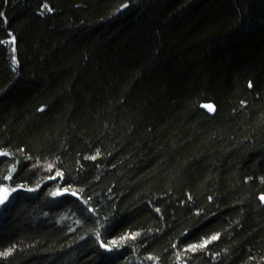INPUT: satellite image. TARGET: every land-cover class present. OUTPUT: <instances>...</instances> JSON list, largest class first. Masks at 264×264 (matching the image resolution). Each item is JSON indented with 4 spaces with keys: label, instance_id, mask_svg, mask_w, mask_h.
<instances>
[{
    "label": "trees",
    "instance_id": "16d2710c",
    "mask_svg": "<svg viewBox=\"0 0 264 264\" xmlns=\"http://www.w3.org/2000/svg\"><path fill=\"white\" fill-rule=\"evenodd\" d=\"M0 13V264H264V0Z\"/></svg>",
    "mask_w": 264,
    "mask_h": 264
},
{
    "label": "snow or ice",
    "instance_id": "6c2138e0",
    "mask_svg": "<svg viewBox=\"0 0 264 264\" xmlns=\"http://www.w3.org/2000/svg\"><path fill=\"white\" fill-rule=\"evenodd\" d=\"M126 6V5H125ZM48 11H51V8H48L47 7V5L45 4V6H44ZM43 14V13H42ZM0 15H2V13H0ZM14 42H15V37H12V41H11V43H13L14 44ZM14 50V49H13ZM203 107H205V108H207L209 111H213L214 110V107L212 106V105H208V104H206V105H203ZM2 154H4V153H0V155H2ZM99 154V153H98ZM96 157H91V159H95ZM57 175H62L61 173H58ZM11 191H15V189H11ZM65 192H67L68 191V189H65L64 190ZM10 194V191H9V189H7V188H4V187H0V204H3L7 199H8V195ZM60 193L59 192H55V193H52V195H59ZM72 195H76V193L75 192H73L72 193ZM260 199L262 200V201H264V195H262L261 197H260ZM134 238V237H133ZM212 240H215V239H217V236H213L212 238H211ZM210 241H204L202 244H200V245H191L190 247L192 248V250H195L197 247H199V248H203V247H205L208 243H209ZM113 243H115V242H113ZM104 247H107L106 245H103ZM0 255H8V253L6 252V253H0Z\"/></svg>",
    "mask_w": 264,
    "mask_h": 264
},
{
    "label": "water",
    "instance_id": "95a60500",
    "mask_svg": "<svg viewBox=\"0 0 264 264\" xmlns=\"http://www.w3.org/2000/svg\"><path fill=\"white\" fill-rule=\"evenodd\" d=\"M214 111V110H213ZM213 111H210L211 113H213ZM263 203H264V201H263Z\"/></svg>",
    "mask_w": 264,
    "mask_h": 264
}]
</instances>
